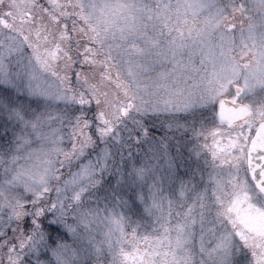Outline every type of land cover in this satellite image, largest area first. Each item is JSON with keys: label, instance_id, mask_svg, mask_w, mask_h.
Here are the masks:
<instances>
[{"label": "snow or ice", "instance_id": "snow-or-ice-1", "mask_svg": "<svg viewBox=\"0 0 264 264\" xmlns=\"http://www.w3.org/2000/svg\"><path fill=\"white\" fill-rule=\"evenodd\" d=\"M0 264H264V0H0Z\"/></svg>", "mask_w": 264, "mask_h": 264}]
</instances>
